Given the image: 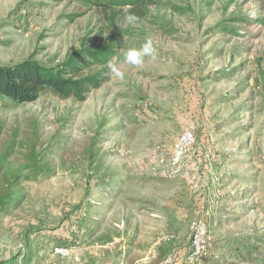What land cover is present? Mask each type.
Segmentation results:
<instances>
[{
  "label": "rangeland",
  "instance_id": "rangeland-1",
  "mask_svg": "<svg viewBox=\"0 0 264 264\" xmlns=\"http://www.w3.org/2000/svg\"><path fill=\"white\" fill-rule=\"evenodd\" d=\"M116 12L0 0V65L113 53L82 57L100 80L83 100L0 97V263L264 264V0H156L131 24ZM148 37L156 57L125 64Z\"/></svg>",
  "mask_w": 264,
  "mask_h": 264
},
{
  "label": "trees",
  "instance_id": "trees-1",
  "mask_svg": "<svg viewBox=\"0 0 264 264\" xmlns=\"http://www.w3.org/2000/svg\"><path fill=\"white\" fill-rule=\"evenodd\" d=\"M92 1L104 5L115 11V13L128 8V12L135 17H143L147 13V8L156 2V0ZM112 55L113 53L109 49L88 52V54L81 57L75 55L69 58L65 67L58 70L49 69L31 61L12 66L0 65V97H5L17 103L32 102L39 98L43 90L50 89L62 98L77 97L83 100L84 93L100 86V80L97 75L82 77L83 67L81 65L88 63L87 60H81L82 57L91 56L100 63H107ZM76 77L79 78L75 79ZM33 175L32 178L35 179L41 175V172H35ZM5 200L0 204L1 211H4L8 205L5 204ZM27 256V253H25L24 261ZM17 261L18 256H15L13 259L1 261L0 264H15Z\"/></svg>",
  "mask_w": 264,
  "mask_h": 264
},
{
  "label": "clouds",
  "instance_id": "clouds-1",
  "mask_svg": "<svg viewBox=\"0 0 264 264\" xmlns=\"http://www.w3.org/2000/svg\"><path fill=\"white\" fill-rule=\"evenodd\" d=\"M137 17L132 14L126 16V20L129 24L135 22ZM157 55V48L152 38L148 37L139 47H129L121 50V56L123 62L133 67H140L144 64L145 58H155ZM110 72L120 80L124 79V73L119 67L112 63H108Z\"/></svg>",
  "mask_w": 264,
  "mask_h": 264
},
{
  "label": "built area",
  "instance_id": "built-area-1",
  "mask_svg": "<svg viewBox=\"0 0 264 264\" xmlns=\"http://www.w3.org/2000/svg\"><path fill=\"white\" fill-rule=\"evenodd\" d=\"M194 141V136L191 132H186L181 139V147L190 146ZM192 249L193 255L197 256L206 249L207 240L205 239V224L203 220H196L193 223Z\"/></svg>",
  "mask_w": 264,
  "mask_h": 264
}]
</instances>
